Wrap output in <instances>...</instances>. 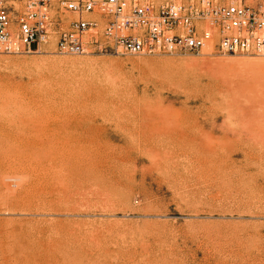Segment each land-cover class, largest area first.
Returning a JSON list of instances; mask_svg holds the SVG:
<instances>
[{
    "label": "rangeland",
    "instance_id": "rangeland-1",
    "mask_svg": "<svg viewBox=\"0 0 264 264\" xmlns=\"http://www.w3.org/2000/svg\"><path fill=\"white\" fill-rule=\"evenodd\" d=\"M54 52L0 53V264H264V56Z\"/></svg>",
    "mask_w": 264,
    "mask_h": 264
},
{
    "label": "built area",
    "instance_id": "built-area-1",
    "mask_svg": "<svg viewBox=\"0 0 264 264\" xmlns=\"http://www.w3.org/2000/svg\"><path fill=\"white\" fill-rule=\"evenodd\" d=\"M65 13L77 16L64 17ZM264 56V0H0V53Z\"/></svg>",
    "mask_w": 264,
    "mask_h": 264
},
{
    "label": "bare ground",
    "instance_id": "bare-ground-1",
    "mask_svg": "<svg viewBox=\"0 0 264 264\" xmlns=\"http://www.w3.org/2000/svg\"><path fill=\"white\" fill-rule=\"evenodd\" d=\"M7 104V102H0V113L3 111V109L7 106L6 105ZM18 124V125H17ZM19 124H22V122H20L19 123V120H14V119H12V116H11V118L9 119V121H8V125L9 126H15L16 127V130L19 132L20 131V128H22V127H19V126H21V125H19ZM17 134L18 133H16V136H17ZM20 136V135H19ZM21 136H22V138L19 140V143L17 144V147H18V150L15 152V150L13 151V157H26V156H24L23 155V152L26 150H28V147H27V142H28V140H27V137H26V135H23V134H21ZM20 174H21V172H20ZM21 176V179L23 180V181H25L27 178V176L24 174H21L20 175ZM29 185H30V183H28ZM24 186H26V185H24ZM24 188H26V190L28 191L29 189H28V187L26 186V187H24ZM30 188V187H29ZM14 194H16V193H14V191L11 189V188H9L8 186H7V190L6 191H4L3 193H2V195H1V197L3 198V199H7V198H10V197H12V196H14ZM20 196V195H19ZM21 197V196H20ZM21 199V198H20ZM27 199V198H26ZM23 200H24V197H23ZM37 205V204H36ZM36 208V207H35ZM29 247V246H28ZM27 247V248H28ZM30 248V247H29ZM32 250V249H31ZM30 253V252H29ZM39 255V254H38ZM11 256V255H10ZM5 257V256H4ZM8 257V256H7ZM35 258V257H34ZM39 258V257H38ZM5 259V258H4ZM36 260V259H35ZM42 260V259H41ZM61 262V261H60ZM39 263V262H38ZM42 263V262H41ZM40 263V264H41ZM44 264H45V261H44Z\"/></svg>",
    "mask_w": 264,
    "mask_h": 264
}]
</instances>
